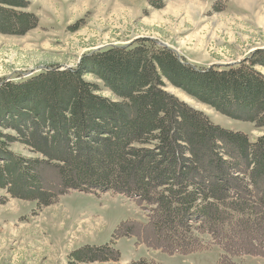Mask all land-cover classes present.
Segmentation results:
<instances>
[{
	"label": "trees",
	"instance_id": "16d2710c",
	"mask_svg": "<svg viewBox=\"0 0 264 264\" xmlns=\"http://www.w3.org/2000/svg\"><path fill=\"white\" fill-rule=\"evenodd\" d=\"M28 3L0 0V34L22 36L36 28ZM256 66L264 67V50L235 64L197 67L142 38L85 53L73 67L0 79V188L44 206L71 190L122 194L148 214L145 223H119L116 237L136 236L170 256L216 245L221 264L264 258L260 239L240 235L264 224V190H257L264 183V76ZM167 86L262 133L251 140L216 125ZM15 143L41 158L14 154ZM204 151L215 159L201 168L197 157ZM44 167L58 175L59 191L40 187L36 170ZM162 230L174 239L159 237ZM112 249L83 247L70 258L94 261Z\"/></svg>",
	"mask_w": 264,
	"mask_h": 264
},
{
	"label": "rangeland",
	"instance_id": "374dc122",
	"mask_svg": "<svg viewBox=\"0 0 264 264\" xmlns=\"http://www.w3.org/2000/svg\"><path fill=\"white\" fill-rule=\"evenodd\" d=\"M27 1L25 10L35 15L37 26L22 36L0 34V79L21 81L47 66L73 67L85 53L126 46L142 38L161 47L164 44L197 67L235 64L264 50V0ZM255 70L264 76V67L256 66ZM85 78L99 84L91 76ZM165 90L201 110L216 125L242 131L251 140L262 133L171 86ZM102 94L111 97L107 91ZM5 133L14 135L10 130ZM10 150L24 157L41 158L20 143L11 145ZM214 159L207 151L197 157L201 168ZM36 172L42 189L60 190L54 170L44 167ZM259 189L264 190V183L257 184ZM147 214L143 205L118 193L71 190L44 206L33 199L12 197L0 188V264H129L140 259L156 264H221L222 252L216 245L187 256H170L143 244L136 236L116 237L114 230L119 223L128 219L145 223ZM240 235L264 243V224L256 233ZM161 236L173 238L166 230L159 233ZM154 237L158 241L157 235ZM83 247L116 251L94 261L70 258ZM231 261L264 264V258L254 256L232 257Z\"/></svg>",
	"mask_w": 264,
	"mask_h": 264
},
{
	"label": "water",
	"instance_id": "95a60500",
	"mask_svg": "<svg viewBox=\"0 0 264 264\" xmlns=\"http://www.w3.org/2000/svg\"><path fill=\"white\" fill-rule=\"evenodd\" d=\"M164 47H166L164 44H162Z\"/></svg>",
	"mask_w": 264,
	"mask_h": 264
},
{
	"label": "bare ground",
	"instance_id": "6f19581e",
	"mask_svg": "<svg viewBox=\"0 0 264 264\" xmlns=\"http://www.w3.org/2000/svg\"><path fill=\"white\" fill-rule=\"evenodd\" d=\"M83 225V224H82Z\"/></svg>",
	"mask_w": 264,
	"mask_h": 264
}]
</instances>
